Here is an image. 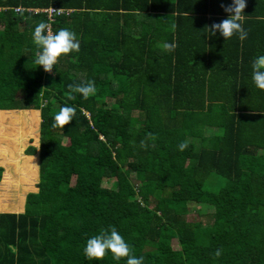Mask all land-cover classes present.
<instances>
[{"label": "trees", "instance_id": "trees-1", "mask_svg": "<svg viewBox=\"0 0 264 264\" xmlns=\"http://www.w3.org/2000/svg\"><path fill=\"white\" fill-rule=\"evenodd\" d=\"M222 3L232 0H0V110L41 118L38 192L24 214H0L16 264L30 250L34 264H126L84 255L111 226L144 264H264V90L252 80L264 55V0H246L244 41L205 29L227 18ZM41 21L80 42L47 76L33 62ZM88 81L95 96L68 98L69 84ZM65 105L76 115L53 129ZM103 179L129 180L125 197L138 198L121 202ZM190 204L212 212L189 222ZM174 240L179 252H158Z\"/></svg>", "mask_w": 264, "mask_h": 264}, {"label": "clouds", "instance_id": "clouds-1", "mask_svg": "<svg viewBox=\"0 0 264 264\" xmlns=\"http://www.w3.org/2000/svg\"><path fill=\"white\" fill-rule=\"evenodd\" d=\"M221 7L228 14L227 18L219 23H213L211 26H205V29L211 33L212 37L219 33L225 41L232 39L234 36L238 37L240 41L246 40L248 33L243 28L246 17L244 14L247 7L246 0H232L231 4L225 5L222 3ZM54 11L58 14L62 9ZM259 19H264V17H259ZM33 43L37 49L33 62L49 74L53 72L54 66L60 62L62 57H67L72 52L78 53L80 51V42L73 31L61 28L57 32H53L52 26L45 21L39 22L35 27ZM162 47L168 52H172L177 45L165 42ZM252 80L257 89L264 90V55L258 56L252 63ZM68 88L69 99H75V96L72 95L73 93L81 95L85 100L95 96L97 93L94 81L69 84ZM75 115L76 109L65 105L55 115L51 127L53 129H64L65 126L72 123ZM141 147L146 149L147 143L141 141ZM178 147L180 151H184L188 147V142L182 141ZM83 251L89 261H102L110 253L117 262L126 259V264H144V258H138L132 253L129 244L114 226L109 229H102L99 235L89 238ZM221 254V250H217L214 253L215 257H219Z\"/></svg>", "mask_w": 264, "mask_h": 264}, {"label": "crops", "instance_id": "crops-1", "mask_svg": "<svg viewBox=\"0 0 264 264\" xmlns=\"http://www.w3.org/2000/svg\"><path fill=\"white\" fill-rule=\"evenodd\" d=\"M44 75L48 74L44 71ZM17 96L21 98L19 92ZM40 124L38 110H0V214H24L27 194L38 191ZM10 249L17 250L15 263L21 262L18 249L11 247L10 238L5 237L0 238V264H7ZM22 250V257H26L28 254ZM30 253L34 254L32 250ZM23 264H28L25 259Z\"/></svg>", "mask_w": 264, "mask_h": 264}, {"label": "rangeland", "instance_id": "rangeland-1", "mask_svg": "<svg viewBox=\"0 0 264 264\" xmlns=\"http://www.w3.org/2000/svg\"><path fill=\"white\" fill-rule=\"evenodd\" d=\"M48 13H51V12L48 11ZM1 30H2V26H0V35L2 34ZM47 74H49V73H47ZM23 91H24L23 85H20V94H22ZM111 104L112 103L109 102L107 104V106L110 107ZM219 133H220V131L217 129H206V135H213V134H219ZM100 139L102 140V138H100ZM130 181L132 182V180H130ZM128 183H129V180L118 183L115 180L103 179L101 182V187L105 188V189H111L113 191H118L120 193L121 197L125 199L124 201H121V202H129V201H133V200L137 199L138 197L136 195H130V194H128L127 198L125 197L127 194L126 191H127ZM218 184L220 185V182L218 180H215L214 178H209L206 180V186L208 188V191L209 190H216ZM189 207H190V212L186 216V220L189 222H199V220H200L199 213H201V214L205 213L206 214V213L212 212L211 207H204L203 205L195 206V204L194 205L190 204ZM166 251H172L174 253L179 252L180 248H179V245L177 244V241H175V240L172 241L171 246H168V247L162 246V247H159V249H158V252H166ZM11 252L9 250L7 253V258H6L7 264H9V263L10 264H16L15 261H16V257H17V254H16L17 250L12 249ZM19 255H20V253H19ZM39 261H41V260L37 259V256L35 254H31L27 263L28 264H34L36 262L38 263Z\"/></svg>", "mask_w": 264, "mask_h": 264}, {"label": "built area", "instance_id": "built-area-1", "mask_svg": "<svg viewBox=\"0 0 264 264\" xmlns=\"http://www.w3.org/2000/svg\"><path fill=\"white\" fill-rule=\"evenodd\" d=\"M19 10H16V12H18ZM50 11V10H49ZM51 12V11H50Z\"/></svg>", "mask_w": 264, "mask_h": 264}]
</instances>
